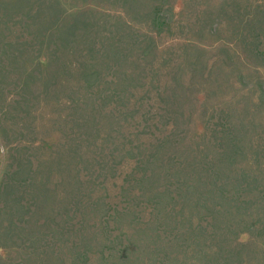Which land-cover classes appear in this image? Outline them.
Masks as SVG:
<instances>
[{
  "label": "rangeland",
  "instance_id": "1",
  "mask_svg": "<svg viewBox=\"0 0 264 264\" xmlns=\"http://www.w3.org/2000/svg\"><path fill=\"white\" fill-rule=\"evenodd\" d=\"M0 264H264V0H0Z\"/></svg>",
  "mask_w": 264,
  "mask_h": 264
},
{
  "label": "trees",
  "instance_id": "2",
  "mask_svg": "<svg viewBox=\"0 0 264 264\" xmlns=\"http://www.w3.org/2000/svg\"><path fill=\"white\" fill-rule=\"evenodd\" d=\"M156 15H158V13H156ZM157 18V17H156ZM157 21V20H156Z\"/></svg>",
  "mask_w": 264,
  "mask_h": 264
}]
</instances>
